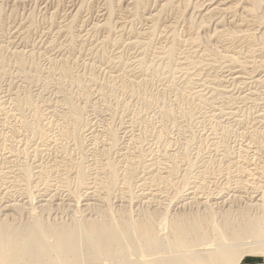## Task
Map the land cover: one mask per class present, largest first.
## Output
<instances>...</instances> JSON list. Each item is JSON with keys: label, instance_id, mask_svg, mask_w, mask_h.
<instances>
[{"label": "rangeland", "instance_id": "1", "mask_svg": "<svg viewBox=\"0 0 264 264\" xmlns=\"http://www.w3.org/2000/svg\"><path fill=\"white\" fill-rule=\"evenodd\" d=\"M263 1L0 0V203L18 204L0 221L20 230L0 264L56 262L37 227L128 228L109 260L64 234L77 264H169L173 220L240 224L264 191ZM148 223L165 249L129 255Z\"/></svg>", "mask_w": 264, "mask_h": 264}, {"label": "bare ground", "instance_id": "2", "mask_svg": "<svg viewBox=\"0 0 264 264\" xmlns=\"http://www.w3.org/2000/svg\"><path fill=\"white\" fill-rule=\"evenodd\" d=\"M251 3L253 2L251 1ZM224 5L225 3H217V2L211 4V6H213L214 8H218L220 6L222 7ZM254 193L255 192H252V194H248L245 204L243 203L245 214L242 217V219L240 218L242 221L240 224H238L239 222L237 221L238 223L232 225L231 227L220 224H213L210 227L209 225L205 227L204 226L205 222L201 218H197V217L193 218L192 220H186L184 218L173 220L170 225L172 234L175 240L177 241V244L185 248V250H184V255L182 257L176 258L175 260L171 261L169 264H239L242 258L245 257L246 255L264 256V191H262V193L260 192L259 194H254ZM188 201H186V204L181 203L180 207H184L187 204H189ZM198 202L200 204V201ZM219 202L218 203L215 202L214 205L215 207L218 206L219 209H221V207L224 206L222 204L226 203V201L223 200L221 203ZM17 205L18 204H16L13 200L7 199L6 201H4L2 205L0 203V213L7 215L8 212L14 210V208H16ZM5 218L7 219V217ZM10 224H12V222H10ZM132 229L135 232L137 230L138 232L141 233L142 240L144 241V243L136 244V242L133 241L127 244L125 248H127L129 255H139L141 253L145 254L147 252L151 253L153 251L159 252L165 249L164 243L157 242V240H155L154 233L156 230L152 224L148 223L145 226L132 228ZM40 230L41 232H43V235H47L52 232L54 233L56 242L54 246L51 247V249L56 253H58L57 254L58 259L56 262L54 261L52 263H46L40 259H37L34 261L36 264H55V263L77 264L80 261L77 258L78 255L75 251V246L70 245L66 249L68 245L67 243L62 242L61 239V237H63L64 234H68V233L71 234L70 235L71 238L74 237L75 235L77 236V233L81 232L82 230H85L86 236L91 237L95 241L94 243L95 248L92 254H94V256H102V258L109 260L113 256L115 257L118 256V254L115 253L114 245L116 244L119 245V247H122L120 241L117 240L120 239V236L122 235V234L120 235V233H122L124 230L128 231V228L102 226V227H89L86 229L79 228L77 230H63V229L58 230L51 227L45 229H41L37 227L30 232V243H33L34 239L35 241L38 240L37 238L31 237V235H36L37 232ZM229 230L232 236H230V238H227ZM19 231L20 230L10 228L5 221H0V250L3 249L4 246H8L9 248H12L14 243L18 241V237L20 236ZM210 231L212 232V235L211 234L209 235ZM50 235L52 237V234ZM210 236H213V239L210 240ZM224 239L226 240L228 239L229 241L227 240L228 242H225ZM27 241H29V238ZM208 241H211L213 245L204 250L203 249L200 251L195 250L199 246H203ZM51 249L50 251H52ZM47 251L49 250L46 244V240L42 239L40 240L39 245L35 247V249H33L31 252H35L36 255H44L47 254ZM67 254H71V257L68 259V261L65 260ZM89 256L85 260V263L87 264L96 263L98 262V260L96 259L100 258V257L95 258ZM128 258L129 257L117 259L113 261V264L138 263L139 259L138 260L134 259L132 261ZM3 260H6L5 256L3 257Z\"/></svg>", "mask_w": 264, "mask_h": 264}, {"label": "crops", "instance_id": "3", "mask_svg": "<svg viewBox=\"0 0 264 264\" xmlns=\"http://www.w3.org/2000/svg\"><path fill=\"white\" fill-rule=\"evenodd\" d=\"M248 264H264V260H262L260 262H251V263H248Z\"/></svg>", "mask_w": 264, "mask_h": 264}]
</instances>
